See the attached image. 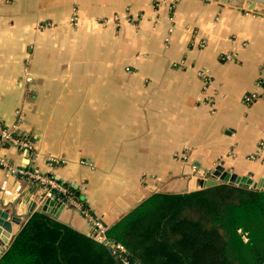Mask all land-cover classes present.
I'll return each instance as SVG.
<instances>
[{
  "label": "crops",
  "instance_id": "0c3cea01",
  "mask_svg": "<svg viewBox=\"0 0 264 264\" xmlns=\"http://www.w3.org/2000/svg\"><path fill=\"white\" fill-rule=\"evenodd\" d=\"M0 125L32 145L0 140V254L43 201L21 171L71 187L107 228L218 165L257 182L264 16L211 0H0ZM53 213L92 234L76 206Z\"/></svg>",
  "mask_w": 264,
  "mask_h": 264
},
{
  "label": "trees",
  "instance_id": "16d2710c",
  "mask_svg": "<svg viewBox=\"0 0 264 264\" xmlns=\"http://www.w3.org/2000/svg\"><path fill=\"white\" fill-rule=\"evenodd\" d=\"M62 186L91 216L71 187ZM104 236L124 248L128 264H264V190L219 184L185 194L153 193ZM117 256L35 212L0 255V264H121Z\"/></svg>",
  "mask_w": 264,
  "mask_h": 264
},
{
  "label": "built area",
  "instance_id": "2783aa9c",
  "mask_svg": "<svg viewBox=\"0 0 264 264\" xmlns=\"http://www.w3.org/2000/svg\"><path fill=\"white\" fill-rule=\"evenodd\" d=\"M201 77L204 79L205 83L209 84V78L206 75V72H201ZM254 99V95L251 97H246L245 101L249 102ZM17 131L15 129H6L0 125V140L6 142L7 144L17 148L21 153H28L32 150V145L27 138H20L17 136ZM22 175L27 177L31 182L35 183L42 190V200L45 198H53V191L60 193L66 197V201L63 202L68 206H76L79 209V212L87 219L91 224L92 235L91 238L96 242L106 246L112 254H118L117 258L121 264H128L129 262L123 257L122 254L125 253L124 248L117 243L108 241L104 236V231L106 228L98 221L94 220L87 211H81V206L77 204L71 197L68 191L60 183L55 181L53 178L39 173L37 170H30L22 172ZM62 201L61 199H58Z\"/></svg>",
  "mask_w": 264,
  "mask_h": 264
},
{
  "label": "water",
  "instance_id": "95a60500",
  "mask_svg": "<svg viewBox=\"0 0 264 264\" xmlns=\"http://www.w3.org/2000/svg\"><path fill=\"white\" fill-rule=\"evenodd\" d=\"M211 1L217 2L223 6H229V7L237 8L239 10H243V11H247V12H251V13L264 16V0H211ZM219 184H231V185L243 187L246 189L264 190V179L254 182L249 177L237 176L236 174H233V173H230L224 170V168L221 165H218L213 170L206 172L205 178L197 180L196 189L193 191L202 190V189L216 186ZM189 192H192V191L183 190L180 194H185ZM64 205L65 204L63 203V201H60L55 197L45 198L42 201L40 208L37 209V212L42 213V214L46 213L45 215L51 218L53 216L55 218L56 215H54L53 213L54 209L62 208L64 207ZM47 206L54 207V209L50 213L51 216L48 212L49 210H47ZM28 219L29 218H26L24 220L25 223L28 221ZM104 227L107 228L106 226ZM16 235L17 233L12 237V241ZM91 235L92 234H90L89 237H91Z\"/></svg>",
  "mask_w": 264,
  "mask_h": 264
}]
</instances>
